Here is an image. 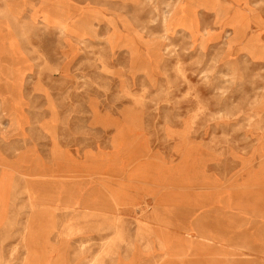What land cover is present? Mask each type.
Here are the masks:
<instances>
[{
	"label": "rangeland",
	"instance_id": "rangeland-1",
	"mask_svg": "<svg viewBox=\"0 0 264 264\" xmlns=\"http://www.w3.org/2000/svg\"><path fill=\"white\" fill-rule=\"evenodd\" d=\"M0 264H264V0H0Z\"/></svg>",
	"mask_w": 264,
	"mask_h": 264
},
{
	"label": "bare ground",
	"instance_id": "bare-ground-1",
	"mask_svg": "<svg viewBox=\"0 0 264 264\" xmlns=\"http://www.w3.org/2000/svg\"><path fill=\"white\" fill-rule=\"evenodd\" d=\"M234 1H235L236 3L239 2V0H238V1H237V0H234ZM234 26H235V25H234ZM235 35H236V36L240 35V31L237 29V26L235 27ZM232 38H233V37H232ZM201 231H202V230H201ZM199 232H200V230H199ZM199 232H198V233H199ZM202 232H203V231H202Z\"/></svg>",
	"mask_w": 264,
	"mask_h": 264
}]
</instances>
